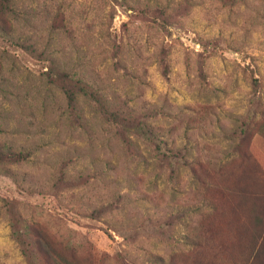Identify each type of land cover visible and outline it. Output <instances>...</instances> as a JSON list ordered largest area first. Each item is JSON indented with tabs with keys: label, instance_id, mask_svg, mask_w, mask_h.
I'll list each match as a JSON object with an SVG mask.
<instances>
[{
	"label": "rangeland",
	"instance_id": "obj_1",
	"mask_svg": "<svg viewBox=\"0 0 264 264\" xmlns=\"http://www.w3.org/2000/svg\"><path fill=\"white\" fill-rule=\"evenodd\" d=\"M8 18L0 145L30 154L0 161V264H264V0H13ZM47 57L148 114L152 146L84 97L70 125Z\"/></svg>",
	"mask_w": 264,
	"mask_h": 264
},
{
	"label": "trees",
	"instance_id": "obj_2",
	"mask_svg": "<svg viewBox=\"0 0 264 264\" xmlns=\"http://www.w3.org/2000/svg\"><path fill=\"white\" fill-rule=\"evenodd\" d=\"M12 2L13 0H0V32H3L6 36H9L12 31V23L8 18V14L12 12ZM14 43L32 56H41L39 55L40 53H37L32 43L15 41ZM47 60L49 62L48 68L39 75L50 86H54L59 80L67 84L68 87L66 86L67 88L62 89V93L64 98L67 99L66 118L70 125H81L83 114L78 105V96L84 97L94 106L96 114H99L103 120L113 127L115 136L117 137L115 138L121 145L130 148L131 140L129 134L134 133L142 136L152 146V140L155 138V135L152 126L147 123L148 114L138 113L129 106L111 107L106 102L104 94L98 86L93 83V85L90 84L89 81L81 77L74 76L70 71L61 69L53 58L47 57ZM1 68L0 59V70ZM7 149V153L3 152L0 145V161L4 159L18 162L26 159L30 154L29 151H15L10 146ZM166 151L168 152L161 151V155H159L160 160L164 161L166 158H174L178 164H187L185 156L181 155L180 152H178L179 154L174 152L170 154L168 149ZM156 156L158 157V155ZM196 165L200 167L198 162H196Z\"/></svg>",
	"mask_w": 264,
	"mask_h": 264
}]
</instances>
